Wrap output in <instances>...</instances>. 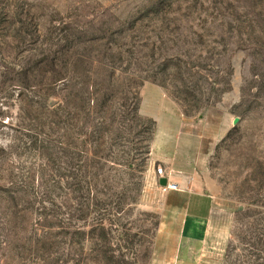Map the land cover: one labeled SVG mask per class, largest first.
<instances>
[{
	"label": "rangeland",
	"instance_id": "1",
	"mask_svg": "<svg viewBox=\"0 0 264 264\" xmlns=\"http://www.w3.org/2000/svg\"><path fill=\"white\" fill-rule=\"evenodd\" d=\"M158 166L264 264V0H0V264H174Z\"/></svg>",
	"mask_w": 264,
	"mask_h": 264
},
{
	"label": "crops",
	"instance_id": "2",
	"mask_svg": "<svg viewBox=\"0 0 264 264\" xmlns=\"http://www.w3.org/2000/svg\"><path fill=\"white\" fill-rule=\"evenodd\" d=\"M168 181L178 184V189L166 190L169 196L178 198L171 210L181 213L180 243L176 246L175 263L183 260L184 264L193 263L196 258L195 247L208 243L212 220L215 212V199L212 193L203 189L202 181L191 171L176 174L167 173Z\"/></svg>",
	"mask_w": 264,
	"mask_h": 264
},
{
	"label": "built area",
	"instance_id": "3",
	"mask_svg": "<svg viewBox=\"0 0 264 264\" xmlns=\"http://www.w3.org/2000/svg\"><path fill=\"white\" fill-rule=\"evenodd\" d=\"M157 174H158V178L166 176V173H165L164 168L162 166L157 167ZM161 187L165 191L168 189H174L175 190V189H178V184L175 182L168 181L165 186L161 185Z\"/></svg>",
	"mask_w": 264,
	"mask_h": 264
},
{
	"label": "water",
	"instance_id": "4",
	"mask_svg": "<svg viewBox=\"0 0 264 264\" xmlns=\"http://www.w3.org/2000/svg\"><path fill=\"white\" fill-rule=\"evenodd\" d=\"M167 182H168L167 177H160V178H159V183H160V185L165 186V185L167 184Z\"/></svg>",
	"mask_w": 264,
	"mask_h": 264
}]
</instances>
